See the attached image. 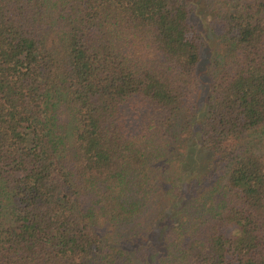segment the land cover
Instances as JSON below:
<instances>
[{"label": "trees", "instance_id": "16d2710c", "mask_svg": "<svg viewBox=\"0 0 264 264\" xmlns=\"http://www.w3.org/2000/svg\"><path fill=\"white\" fill-rule=\"evenodd\" d=\"M0 264H264V0H0Z\"/></svg>", "mask_w": 264, "mask_h": 264}, {"label": "rangeland", "instance_id": "374dc122", "mask_svg": "<svg viewBox=\"0 0 264 264\" xmlns=\"http://www.w3.org/2000/svg\"><path fill=\"white\" fill-rule=\"evenodd\" d=\"M204 30L206 32V35L209 39V47H207L204 55V60H203V68H202V76L203 78H208V70L206 66L208 67L209 65V59L212 55L213 50L215 49V43H216V34L214 32V28L212 26H208V23L204 26Z\"/></svg>", "mask_w": 264, "mask_h": 264}]
</instances>
